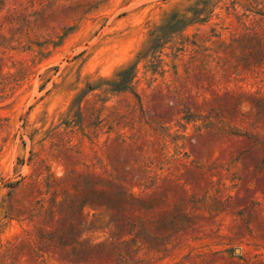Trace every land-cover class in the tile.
I'll use <instances>...</instances> for the list:
<instances>
[{"label": "rangeland", "instance_id": "rangeland-1", "mask_svg": "<svg viewBox=\"0 0 264 264\" xmlns=\"http://www.w3.org/2000/svg\"><path fill=\"white\" fill-rule=\"evenodd\" d=\"M0 264H264V0H0Z\"/></svg>", "mask_w": 264, "mask_h": 264}, {"label": "trees", "instance_id": "trees-1", "mask_svg": "<svg viewBox=\"0 0 264 264\" xmlns=\"http://www.w3.org/2000/svg\"><path fill=\"white\" fill-rule=\"evenodd\" d=\"M130 75H131V69L125 71L121 75L120 82L115 85V88H116L117 91H124V90L127 89L129 81H130Z\"/></svg>", "mask_w": 264, "mask_h": 264}]
</instances>
